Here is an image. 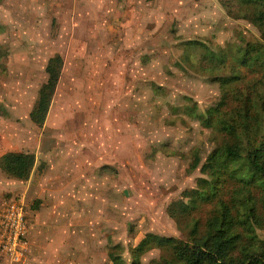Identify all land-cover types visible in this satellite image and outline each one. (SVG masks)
I'll use <instances>...</instances> for the list:
<instances>
[{
  "label": "rangeland",
  "instance_id": "obj_1",
  "mask_svg": "<svg viewBox=\"0 0 264 264\" xmlns=\"http://www.w3.org/2000/svg\"><path fill=\"white\" fill-rule=\"evenodd\" d=\"M190 38L227 49L260 40V31L228 15L222 0H0V151L36 142L52 150L44 173L63 171L60 184H39L44 197L25 196L28 237L41 229L42 239L67 247L57 264H111L115 244L129 264L145 232L186 236L191 218L210 210H167L203 175L190 166L194 155L202 162L215 145L213 128L186 113L208 112L220 95L200 63L203 49L186 57ZM54 53L61 76L37 126L28 113ZM13 188L3 200L21 195ZM256 232L264 238V228ZM32 240L18 264L43 260ZM161 256L171 257L151 248L141 264ZM0 264L9 263L0 255Z\"/></svg>",
  "mask_w": 264,
  "mask_h": 264
},
{
  "label": "trees",
  "instance_id": "obj_2",
  "mask_svg": "<svg viewBox=\"0 0 264 264\" xmlns=\"http://www.w3.org/2000/svg\"><path fill=\"white\" fill-rule=\"evenodd\" d=\"M222 4L228 15L256 25L260 40L227 49L208 47L195 38L183 41L188 59L194 47L203 49L200 63L212 73L220 95L208 112H196L194 106L186 112L213 128L215 145L202 162L196 153L190 164L199 166L204 176L182 192L185 198L167 206L171 215L174 209L180 212L176 214L189 213L206 203L211 208L203 217L191 218L183 228L186 236L145 232L129 248V264H141L151 248L169 250L171 255L170 260L161 256L153 264H264V238L256 232L264 228V0H222ZM62 65L59 53L47 59L46 80L29 111L38 126L45 121ZM248 73L254 74L247 77ZM34 163L35 154L27 150L0 154V168L19 179L29 178ZM116 245L108 248L111 264H127L114 251Z\"/></svg>",
  "mask_w": 264,
  "mask_h": 264
},
{
  "label": "crops",
  "instance_id": "obj_3",
  "mask_svg": "<svg viewBox=\"0 0 264 264\" xmlns=\"http://www.w3.org/2000/svg\"><path fill=\"white\" fill-rule=\"evenodd\" d=\"M46 62H47V60H46ZM45 65H46V63H45ZM44 71H45V66H44ZM45 74H46V77H47L46 71H45ZM46 77H45L44 81L46 80ZM59 79H60V77H59ZM36 95H37V93H36ZM35 99H36V97H35ZM28 115H29V113H28ZM43 124H45V121H44ZM7 150H27V151L33 152L35 154V163H34V166L32 168V171L30 173L29 178L25 179L24 182H23V179H19V178L10 176V175L5 173L0 168V206H2L3 202H4L3 195L6 192L14 189L13 187H15V188H23V190L21 192V195L23 196V198L25 200V196H27L28 198H30V197H36V198L37 197H39V198L40 197H44L43 195L46 194L47 190L42 188L41 186H40V189H41L40 190L39 189V184L40 183H44V182L50 181L52 184L54 182H59V184H60V182H61V180L63 178V171L59 172V168H56V169H54L52 171H48V172L46 171L44 173V170H45L47 164L49 162H51L48 155H49V152L51 153L52 150L47 149V148H45V149L43 148L42 149V148H40L39 143L34 142L32 147L7 148L4 151H0V154L5 152V151H7ZM58 165H60V162L58 163ZM51 167L52 166H50V168ZM14 183H16L17 186H13ZM21 186H24V187H21ZM34 186H38V187L34 188ZM25 202H26V200H25ZM34 220H35L34 224L39 222V220L37 219V214H35ZM42 227H43V225H42ZM32 235L30 233V235L28 237L27 254H26V258L25 259H27V257H29V255L31 253H33V249H34V247H33L34 243H33V240H32V237H33L34 241H35V244L40 242V243H38L39 247H37V248H39L38 250H40L39 253L41 254V256H44L43 260H41L39 263L40 264H57L56 263V261H57L56 260V255H57L56 252H60V251H57V250H58V248L61 247V244L53 242L52 240L48 241L46 238L42 239L41 229L35 230L34 232H32ZM63 248L66 249L67 247L63 246L60 249L63 250ZM0 255L3 256L5 258V260L7 261V263H9V264H18L19 263V262H15V263L11 262L9 260V258L5 254H3L1 252H0ZM70 263H71V261L65 262V260L63 259L60 264H70Z\"/></svg>",
  "mask_w": 264,
  "mask_h": 264
},
{
  "label": "built area",
  "instance_id": "obj_4",
  "mask_svg": "<svg viewBox=\"0 0 264 264\" xmlns=\"http://www.w3.org/2000/svg\"><path fill=\"white\" fill-rule=\"evenodd\" d=\"M27 204L22 195L11 196L0 206V252L13 263L25 261L28 245Z\"/></svg>",
  "mask_w": 264,
  "mask_h": 264
}]
</instances>
